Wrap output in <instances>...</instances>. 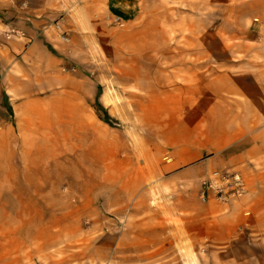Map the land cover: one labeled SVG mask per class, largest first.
I'll return each mask as SVG.
<instances>
[{
  "label": "rangeland",
  "instance_id": "1",
  "mask_svg": "<svg viewBox=\"0 0 264 264\" xmlns=\"http://www.w3.org/2000/svg\"><path fill=\"white\" fill-rule=\"evenodd\" d=\"M140 2L0 0V59L29 67L18 75L32 85L31 99L45 105L19 130L0 104V264H224L227 255L264 261V158L250 163V176L241 171L255 195L242 207L245 229L218 248L203 229L208 219L214 228L224 224L230 204L201 201L199 213L208 210L195 217L198 240L189 243L184 229L192 217L169 213L175 188L147 174L165 159L156 151L159 111L183 105L202 65L210 66L207 75L231 65L250 92H261L264 114V0ZM30 21L55 58L11 55L17 40L34 41ZM11 27L27 37L7 40ZM161 224L165 231L157 230Z\"/></svg>",
  "mask_w": 264,
  "mask_h": 264
},
{
  "label": "crops",
  "instance_id": "2",
  "mask_svg": "<svg viewBox=\"0 0 264 264\" xmlns=\"http://www.w3.org/2000/svg\"><path fill=\"white\" fill-rule=\"evenodd\" d=\"M112 1L117 5L125 6L126 4L131 7L141 4L140 0ZM30 22V26H23L33 32L30 34V31L28 34L34 41L26 45L17 40L12 44V49L9 48L10 51L18 50V52L24 53L22 55L24 58L30 59L34 56L35 61L42 63H45L46 57L55 58L43 41L44 39L39 38L40 35L45 36L42 34L43 32L36 34L33 29L34 23ZM26 27L24 28L26 29ZM11 55L14 56L12 51ZM0 60L2 62L0 64V81L2 82L0 83V104L7 103L14 114L17 128L21 130L23 127L21 123H25L27 120L31 121L37 113H45V105L37 99H31L32 85L28 81L21 82L18 75L19 72H27L28 69L23 68L29 67L18 64L8 65L4 59ZM230 66L228 64L227 67L216 69L215 73L207 75L205 72L210 66L202 65V68L197 69L196 72V78L199 80L195 84L187 86L190 91L184 94L186 96L183 97V105L174 107L173 110L161 109L157 116L161 128L159 139L161 137L160 141H162L158 144L156 151L159 158L165 155V159L150 166L151 170L147 174L159 177L158 181L163 186L168 185L170 189L175 188L172 192L176 201V203L174 202L175 209H169V213L171 216L170 210H173L180 215L184 213L193 218L188 222V226L185 225L184 229L191 233L189 243L198 240L197 236H194V239L192 237V233L197 230L193 222L195 217H202L203 212L208 210L202 207L200 208L202 212L198 211V206L202 203L200 193L207 174L212 170L234 169L250 176V163L262 161L264 158V114L261 92H250L251 84H248L246 78L242 77L240 73L229 69ZM105 100L107 102V99ZM8 126L6 134L12 136L14 129ZM2 157L4 156L1 155L0 158L2 159ZM257 173L261 175L259 172ZM2 183H5V180ZM250 189V192L248 191L237 202L218 203L210 200L203 203L206 205L215 203L222 208L230 204L228 212L222 214L221 221L224 224L216 225L214 228V224H207L208 220L213 219L206 220L203 229L206 234L203 238H208L210 247L228 246L232 233L238 232V229H245L247 219L243 216L242 207L245 202L255 196L252 185ZM162 215L169 216L166 212ZM225 216L231 218L237 216L241 224H229ZM148 227L150 226L144 225L142 231L146 232ZM160 228L165 231L166 224L158 225L157 230L160 231ZM177 228L178 234L181 235L180 226L177 225ZM116 230L118 229L114 228L113 232ZM247 230H251V227H248ZM174 240L181 245L180 239L175 237ZM212 253V255L216 254ZM219 254L224 256L223 252ZM211 258H217V254ZM235 258L231 261L227 255V262L224 264H264L263 259L257 257L238 256Z\"/></svg>",
  "mask_w": 264,
  "mask_h": 264
},
{
  "label": "built area",
  "instance_id": "3",
  "mask_svg": "<svg viewBox=\"0 0 264 264\" xmlns=\"http://www.w3.org/2000/svg\"><path fill=\"white\" fill-rule=\"evenodd\" d=\"M7 40L12 38H26V32L20 28H8L5 32ZM63 41H69L65 35ZM248 193V185L243 174L237 170H212L203 181L200 198L203 202L210 200L228 203L242 199Z\"/></svg>",
  "mask_w": 264,
  "mask_h": 264
},
{
  "label": "trees",
  "instance_id": "4",
  "mask_svg": "<svg viewBox=\"0 0 264 264\" xmlns=\"http://www.w3.org/2000/svg\"><path fill=\"white\" fill-rule=\"evenodd\" d=\"M109 118H110V116L107 114V115H105V117L103 119L105 120V122L110 123Z\"/></svg>",
  "mask_w": 264,
  "mask_h": 264
}]
</instances>
